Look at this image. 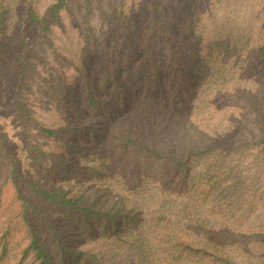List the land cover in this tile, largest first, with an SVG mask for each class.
Instances as JSON below:
<instances>
[{
    "label": "trees",
    "instance_id": "1",
    "mask_svg": "<svg viewBox=\"0 0 264 264\" xmlns=\"http://www.w3.org/2000/svg\"><path fill=\"white\" fill-rule=\"evenodd\" d=\"M219 2L210 0L205 8H199L198 0L181 1L170 17L162 13L157 2L156 25L161 40L169 46L168 62L153 60V46L143 36L144 76L123 83L135 74L130 66L122 72L108 66L101 78L80 72L69 101L60 98L58 111L62 118L55 125H47L32 115L29 106L31 82L38 75L35 61L43 59L34 49L35 39L39 33L48 40L52 38L54 20L69 8V0H55L44 13L34 0H16V10L0 0V93L5 84H10L19 119L27 127L34 126L45 144H53L55 151L62 152L54 162L59 166L58 173L66 174L58 181L49 170L24 166L8 139L0 135V178L13 185L20 203L18 225L2 228L0 218V264H109L108 255L127 252H133L137 264H155L156 260L158 264H264V220L258 221L263 212L248 196L249 190L239 175L234 174L238 160L256 155L264 164V139L224 148L215 130L195 139L193 143L200 147L187 151L144 145L148 159L166 169L158 176L168 185L161 183L164 193H182L184 199H189L185 211L197 213L185 212L177 225L162 216L159 223L148 227L140 213L95 200L89 204L78 202L65 188L78 168L75 156L67 158L75 143L103 141L107 137L104 122H116L135 105L146 114L148 127L158 125L164 116L161 110L167 102L170 105V99L173 102L169 107H179L181 102L187 109L190 104L196 105L201 99L191 94L202 81L201 75L210 74L209 92L216 91L210 102L214 114L232 110L239 104L236 97L246 99L247 90H252L251 76L264 74V23L251 19L230 27L228 20L218 16ZM255 85L259 91L261 84ZM172 87L174 90L169 91ZM108 93L110 97L105 100ZM207 100L203 98L197 109H206ZM167 119L164 121L171 126L177 117ZM231 128L229 125V132ZM228 131L221 130L223 135ZM128 139L124 138L125 148ZM194 164L199 165L200 174L194 172ZM213 194L219 204L213 208L216 213L209 210L206 215L204 205L208 199L213 200ZM2 198L0 186V214ZM62 211L73 215L61 217ZM210 216L219 218L208 220ZM16 231L23 234L22 238L16 239ZM111 241L113 248L108 250ZM94 244L99 246L100 254L90 249Z\"/></svg>",
    "mask_w": 264,
    "mask_h": 264
},
{
    "label": "rangeland",
    "instance_id": "2",
    "mask_svg": "<svg viewBox=\"0 0 264 264\" xmlns=\"http://www.w3.org/2000/svg\"><path fill=\"white\" fill-rule=\"evenodd\" d=\"M159 1L162 13L169 14L170 17L174 15L173 9L177 10L179 3L185 0H69V8L54 20L55 34L52 38L48 40L39 33L35 39L34 49L43 59L35 61L38 63V75L31 82L29 96L32 115L44 124H57L62 118L58 111L60 98L69 101L70 90L80 72L101 78L108 66L117 72L130 66L135 74L125 80L123 77V83L144 76L146 66L141 61L145 49L143 36L153 46V60L166 64L170 55L169 46L165 39L161 40L160 30L156 25L158 16L155 4ZM4 2L16 7V0ZM54 2L55 0H34L40 13H44ZM209 2L210 0H198V6L205 8ZM218 11L221 19L231 23L230 27L251 19L264 23V0H220ZM216 67L219 68L220 65ZM201 78L202 81L191 94L196 100L199 97L201 100L195 102L196 105L190 104L191 107L187 109L182 102L179 107H169L173 102L170 99V105L167 102L165 109L161 110L164 116L158 125L148 127L146 114L135 105L129 113H122L116 122L110 125L104 122L107 137L103 141L91 145L76 142L74 151L67 155L69 160L75 156L78 165L65 187L71 190L70 198L87 204L95 200L100 204H115L116 207L131 209L145 218L148 227L159 223L162 216L177 225L186 213L196 215L194 210L185 211V203L189 199H184L182 193H164L161 183L167 187L168 185L158 176L160 171L166 169H163L161 163L155 164L148 159L147 153H143V146L154 144L159 148H172L173 152L183 149L187 151L200 147L193 143L195 139L205 138V135H211L215 130L219 131L218 143L224 148L243 143L256 144L264 139V74L259 77L252 75L249 88L253 91L247 90L246 99L236 97L239 104L233 106L232 110L225 109L219 114H214L213 104H210L216 92H209L208 81L211 74L201 75ZM255 82H258V87L261 84L259 91ZM168 90L172 91L174 87ZM109 95L108 93L103 98L107 100ZM130 98H134V95ZM203 98L209 99V106L200 111L197 105ZM158 113L161 115L159 111ZM168 117L173 120L177 117L171 126L164 121ZM229 125L232 127L231 132L228 131ZM223 129H227L228 133L223 135ZM26 133L29 137H26ZM0 135L8 139L9 147L20 156L24 166L34 165L37 168L35 171L49 170L58 181L63 176L66 177V174L58 173L59 166L54 162L55 156H62V152L55 151L53 144H45L38 137V130L34 126L27 127L19 119L10 84H5L0 93ZM122 137L130 138L126 143L127 148L123 146L125 141ZM92 153L94 155L91 158L84 157ZM238 163L234 174L239 175L238 179L249 190L248 196L257 203L259 212H263V216L258 219L263 222L264 164L256 155L238 160ZM193 169L194 172L200 171L198 164H194ZM4 182V178H0L3 191L1 227L14 228L20 223V203L16 199L13 185ZM213 195V200L208 199V204L204 205L206 215L209 210L216 213L213 208L219 203L216 202L217 195ZM67 215L73 213L62 211L59 214L61 217ZM218 218L219 216H210L208 220L217 221ZM19 232H13L16 239L23 236ZM112 244V241L109 242L108 250L113 248ZM92 248L99 254L102 252L96 244L90 247ZM107 262L137 264L138 260L133 252H127L126 255H108ZM158 263L156 260L155 264Z\"/></svg>",
    "mask_w": 264,
    "mask_h": 264
}]
</instances>
